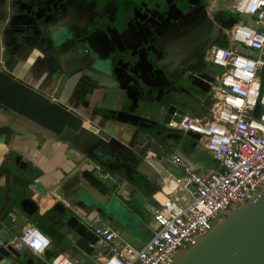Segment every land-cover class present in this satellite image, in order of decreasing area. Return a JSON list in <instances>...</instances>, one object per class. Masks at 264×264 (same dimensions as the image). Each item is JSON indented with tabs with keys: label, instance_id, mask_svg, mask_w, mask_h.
<instances>
[{
	"label": "flooded vegetation",
	"instance_id": "af4514ba",
	"mask_svg": "<svg viewBox=\"0 0 264 264\" xmlns=\"http://www.w3.org/2000/svg\"><path fill=\"white\" fill-rule=\"evenodd\" d=\"M19 4L0 0V72L14 76L16 91L56 102L83 116L85 124L88 115L98 116L94 106L103 101L100 84L118 88V77L131 78L149 93L143 106L146 113L138 110L144 117L139 123L148 130L166 126L161 115L171 101L170 93L177 97L175 105L186 108L182 104L186 99L191 105L188 112L195 109L200 87L211 88L221 70L210 59L213 48L228 40V20H241L232 12L230 0H20ZM171 76L176 80L169 82ZM154 110L156 119H149ZM10 111L0 104V125L10 119L19 125L14 138L61 140L38 121ZM18 157L23 160L10 155V166Z\"/></svg>",
	"mask_w": 264,
	"mask_h": 264
},
{
	"label": "built area",
	"instance_id": "2783aa9c",
	"mask_svg": "<svg viewBox=\"0 0 264 264\" xmlns=\"http://www.w3.org/2000/svg\"><path fill=\"white\" fill-rule=\"evenodd\" d=\"M230 2L232 12L248 17V21L241 19L234 24L228 45L212 50L210 59L221 70L209 90L213 99L209 113L202 117L184 115L181 121L172 119L167 124L199 134L221 170L201 173L184 157L173 154L171 161L183 175L166 177V196L159 206L152 207L157 223L152 237L140 248L115 245L118 236L113 228L104 223L95 225V235L111 251L101 264H170L186 244L195 243L235 205L254 199L264 189V0ZM239 43L252 54L239 51ZM258 104L262 111L257 117ZM184 188L190 189L192 198L182 203L174 195ZM50 245L51 238L33 224L12 238L3 237L0 228V246L41 256ZM50 264L75 261L60 252Z\"/></svg>",
	"mask_w": 264,
	"mask_h": 264
},
{
	"label": "water",
	"instance_id": "95a60500",
	"mask_svg": "<svg viewBox=\"0 0 264 264\" xmlns=\"http://www.w3.org/2000/svg\"><path fill=\"white\" fill-rule=\"evenodd\" d=\"M19 3L20 0H13V5H20ZM237 22L235 19H229L226 26L232 28ZM175 80L174 76L168 78L169 82ZM89 82L92 84L94 80L90 79ZM117 84L118 88H113L104 82L100 84L102 95L99 100L102 97L103 101L94 106V113L100 117L106 116L112 120L133 123L142 130L146 129L139 123L144 117L138 113V110L145 109L143 106L149 93L131 78L129 80L118 77ZM15 86L13 75L0 72L1 105L9 108L10 112L16 111L38 121L61 140L85 153L91 161L89 166H79L73 175L58 182L68 205L60 216L61 221L57 223L59 230L72 245L91 254L95 251L99 238L86 220L94 212L103 213L105 205L103 196H111L113 201V194L123 178L132 179V176H136L132 180L138 185L139 179L151 174L153 166L134 149L114 144L111 134L105 130L99 129L94 124L85 125L83 116L69 113L58 103L44 101L41 96L33 98L23 96L20 91L15 90ZM170 94L171 101L166 103L161 115L162 122L166 126L172 119L181 121L191 106L186 99H182V104L186 108L175 105L172 101L177 97L174 93ZM26 104L27 106L24 107ZM261 111L262 107L258 104L255 115L260 116ZM154 113L155 110L149 119H156ZM18 126V123L11 122V119L2 121L0 142L10 144L20 132ZM176 130L182 132L180 129ZM197 135L200 137L199 134ZM144 140L148 138L145 136ZM150 145L151 143L146 146L140 144L144 151L149 150ZM162 148L157 149L162 151L161 154L165 152L167 155V151ZM8 155L10 156V153ZM13 167L24 174L26 179L23 184L26 186H30L29 180L40 172L35 168L29 170V163L19 160V157ZM31 196L32 189L29 187L25 196L18 197L16 209H19L20 213L32 214L38 208ZM240 204L189 248L180 251L170 264H264V189H261L254 199ZM73 206L80 207L83 213L76 212ZM15 213V209H12V215ZM22 253L12 246H0V262L7 259V264H22L20 260ZM25 263L37 264L33 257L27 258Z\"/></svg>",
	"mask_w": 264,
	"mask_h": 264
},
{
	"label": "crops",
	"instance_id": "0c3cea01",
	"mask_svg": "<svg viewBox=\"0 0 264 264\" xmlns=\"http://www.w3.org/2000/svg\"><path fill=\"white\" fill-rule=\"evenodd\" d=\"M200 88L202 90L197 94L198 102L195 103V109L187 112L186 115L202 117L209 113L213 102L212 97H209L210 88L209 86ZM146 109L145 106V109H141L140 113L145 114ZM89 124H94L99 129L111 134L112 140L117 146L134 149L153 166L151 174L139 179L138 185L135 184V180H132L136 176H132V179L123 178L113 194V201L111 196H103L102 199L105 202L103 213L94 212L86 220L88 223H93V226L91 223L89 224L93 229L100 223L109 224L118 236L113 244L127 243L140 248L150 240L157 227L152 207L159 206L160 201L166 196L163 192L166 177L168 175H183L182 169L172 163V155H181L197 171H203V173L210 166L206 165L202 158L204 155L212 157L204 141L197 133L190 130L179 132L176 130L177 128L169 126L142 130L140 126L133 123L93 115L87 116L85 125L89 126ZM145 136L148 140H144ZM16 138L10 144L0 142V228L3 237L12 238L15 235H20L25 226L33 224L51 238V245L41 256L34 255L29 251L23 252L26 257L23 256L22 264H26L25 260L29 257L34 259L37 257V264H50L43 259L50 255L56 256L60 252L69 254L75 264L85 262L86 257L78 258L71 252V242L57 227V223L59 224L61 221L60 216L68 205L67 198L58 182L73 175L79 166H89L91 161L85 153L63 140L41 138L39 141L31 142L27 138L22 140H18V136ZM148 143H151L149 150H142L140 144L146 146ZM161 147L167 151V155L165 152L161 154L162 151L157 149ZM153 149L157 150L153 151ZM8 153L11 157L16 154L30 162L29 170L35 168L40 171L29 180L30 186L23 184L26 179L24 174L10 166ZM29 187L32 189L31 198L37 203L38 208L32 214L20 213L19 209H16V201L18 197L26 195V190ZM190 193L189 188H184L174 197L184 203L192 198ZM73 208L76 212L83 213L80 207L73 206ZM12 209H15L16 216L12 215ZM97 243L101 244L99 239ZM104 249L106 252L102 250L92 255L91 258L95 264H101L104 257L111 252L109 248ZM78 250L80 252L82 249L78 248ZM7 261L4 259L0 264H7Z\"/></svg>",
	"mask_w": 264,
	"mask_h": 264
},
{
	"label": "rangeland",
	"instance_id": "374dc122",
	"mask_svg": "<svg viewBox=\"0 0 264 264\" xmlns=\"http://www.w3.org/2000/svg\"><path fill=\"white\" fill-rule=\"evenodd\" d=\"M241 19H242V21H248V17H244V18H242L241 17ZM262 27V26H261ZM260 27V28H261ZM220 45V44H219ZM238 50L239 51H241V52H245L246 54H252V51H250V50H245V49H243V47H242V44L241 43H239L238 44ZM220 68V67H219ZM141 134H143L142 132H140ZM202 161L206 164V165H208L209 164V166H210V168H208V170H206V171H204L205 173H211V172H215V171H219V169L221 168L220 167V165L217 163V162H215L212 158H210L209 156H207V155H204V158H202ZM201 173H203V171H201ZM241 204H237V205H235L232 209H230V211L231 210H233V209H235V208H237L238 206H240ZM225 215V214H224ZM226 216V215H225ZM90 222V221H89ZM219 222V221H218ZM217 222V223H218ZM91 223V222H90ZM89 223V224H90ZM92 224V226H93V223H91ZM192 244L191 243H189V244H186L183 248H181V252H183V251H185L187 248H189L190 246H191ZM105 247H103L101 244H99V243H96V247H95V251L93 252V253H91V254H87V253H85L83 250H81L80 252H79V250H78V247L77 246H75V245H71V252L74 254V255H76L78 258H82V257H86L87 259H85V262L83 261L81 264H95V262L93 261V258H91L92 257V255H94L95 253H97V252H99V251H104V252H106V249H104ZM77 252V253H76ZM23 256L24 257H26V254H24V253H22V257L20 258V260H23ZM53 257H54V255H50V256H46L45 257V259H43V261H45L46 263H50L51 261H52V259H53ZM35 260L36 261H38V258L37 257H35Z\"/></svg>",
	"mask_w": 264,
	"mask_h": 264
},
{
	"label": "trees",
	"instance_id": "16d2710c",
	"mask_svg": "<svg viewBox=\"0 0 264 264\" xmlns=\"http://www.w3.org/2000/svg\"><path fill=\"white\" fill-rule=\"evenodd\" d=\"M226 45H228V41L227 40L224 41V43H223V46H226Z\"/></svg>",
	"mask_w": 264,
	"mask_h": 264
},
{
	"label": "bare ground",
	"instance_id": "6f19581e",
	"mask_svg": "<svg viewBox=\"0 0 264 264\" xmlns=\"http://www.w3.org/2000/svg\"><path fill=\"white\" fill-rule=\"evenodd\" d=\"M243 2H244V4H243ZM243 2H242V5H244V6H245V1H243Z\"/></svg>",
	"mask_w": 264,
	"mask_h": 264
}]
</instances>
